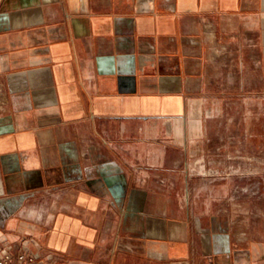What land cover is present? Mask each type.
Here are the masks:
<instances>
[{"label":"crops","instance_id":"crops-1","mask_svg":"<svg viewBox=\"0 0 264 264\" xmlns=\"http://www.w3.org/2000/svg\"><path fill=\"white\" fill-rule=\"evenodd\" d=\"M223 58L264 92V0H0V253L264 264V189L237 174L264 103L206 114ZM208 140L226 178L186 173Z\"/></svg>","mask_w":264,"mask_h":264},{"label":"rangeland","instance_id":"rangeland-1","mask_svg":"<svg viewBox=\"0 0 264 264\" xmlns=\"http://www.w3.org/2000/svg\"><path fill=\"white\" fill-rule=\"evenodd\" d=\"M234 64V61L226 58L220 59L218 62L216 61V65L213 68V89L206 93V99L209 105L206 108L208 110L206 111L207 115L211 114L210 106L213 104L212 101H220V112L223 116H226L228 113L243 114L242 104H240L243 100L250 101V104H247L251 106L250 110H252L254 106H257L259 102L262 104L264 103V92L260 93L257 88L254 89L255 84L253 82L255 81L252 76H250V81H248V77L244 74L234 76L235 72L238 73L237 67ZM233 84L235 85V91H232ZM249 86H251V90L248 88ZM228 88L231 89V91L228 92ZM233 101H235V108H232ZM203 146L207 149L206 155H194L190 156L188 159L185 165L188 176L206 182L226 178L229 174L228 171L211 166L212 159L216 158L211 156L212 152L210 153L211 141H204ZM220 159L226 160V157L220 156ZM247 163L251 164L249 171L245 173L237 172V174H244L248 177L247 180L249 181V185L244 189H238V191L256 195L260 189H264V161L261 159L260 163L256 158L253 159L252 157L251 160H247ZM252 165L256 166V170ZM258 166H261L263 169L261 168V171H259ZM159 180L162 181L164 179L159 178Z\"/></svg>","mask_w":264,"mask_h":264},{"label":"built area","instance_id":"built-area-1","mask_svg":"<svg viewBox=\"0 0 264 264\" xmlns=\"http://www.w3.org/2000/svg\"><path fill=\"white\" fill-rule=\"evenodd\" d=\"M0 264H37L32 253L27 249L15 253L9 249H3L0 253Z\"/></svg>","mask_w":264,"mask_h":264}]
</instances>
